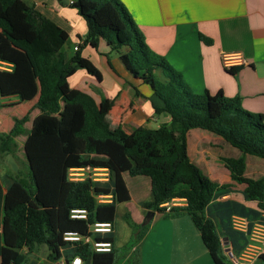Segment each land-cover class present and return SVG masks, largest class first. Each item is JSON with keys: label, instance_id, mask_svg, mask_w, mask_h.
Here are the masks:
<instances>
[{"label": "trees", "instance_id": "trees-1", "mask_svg": "<svg viewBox=\"0 0 264 264\" xmlns=\"http://www.w3.org/2000/svg\"><path fill=\"white\" fill-rule=\"evenodd\" d=\"M70 6L86 23L83 42L97 47L104 39L129 72L150 86L160 102L152 103L154 112L169 120L157 128L140 125L130 132L119 124L110 126L105 116L113 100L97 102L68 83L79 68L101 79L99 69L78 46L66 58V32L39 10L23 0H0V96L14 95L18 102L37 96L33 107L39 109L29 129L24 127L28 110L13 117L7 132H0V152L5 154L15 152V136L26 134L27 171L0 175V264H39L28 254L40 245H45L50 261L63 258L70 264L79 256L82 264H115L117 206L130 199L125 176L148 180L149 199L140 202L145 213L188 214L212 262L233 264L223 242L238 256L248 233L234 229L231 216H245L249 229L256 220L264 223V176L245 174L247 154L264 158V114L245 110L238 96L193 92L161 55L149 49L120 0H72ZM200 39L211 42L203 35ZM194 128L221 137L240 152L221 158L229 181L212 179L191 161L186 136ZM87 167L105 168L107 178L69 175L72 168ZM99 195L109 200H99ZM175 197L185 204L162 205ZM72 208H85L86 218L71 217ZM95 221H110L113 230L92 233ZM145 227L135 232L136 238L144 235ZM68 232L109 241L111 249L97 252L90 242L65 241ZM257 261L264 264V251ZM128 264H140L137 255L130 253Z\"/></svg>", "mask_w": 264, "mask_h": 264}, {"label": "crops", "instance_id": "crops-1", "mask_svg": "<svg viewBox=\"0 0 264 264\" xmlns=\"http://www.w3.org/2000/svg\"><path fill=\"white\" fill-rule=\"evenodd\" d=\"M23 1L66 32L67 39L63 45L66 58L72 56L76 51L74 46H78L80 54L99 69L101 79L79 68L69 76L68 83L70 87L88 93L97 102L103 98L113 100V105L105 116L110 126L119 124L126 132H130L140 125L157 128L169 120L166 114L154 112L152 103L160 102L152 94L150 86L129 72L104 39L98 40L97 47L83 42L87 31L86 23L77 10L70 6V0ZM120 1L143 34L147 46L161 55L193 92H221L227 97L238 96L245 110L264 114V0ZM200 35L210 38L211 42H203ZM223 52H238L246 62L233 63L232 67L236 68L234 71L225 68L221 61ZM3 67L0 63V68ZM36 99L37 96L18 102L14 95L0 96V124L4 123L0 132H7L13 124V117H19L28 110V120L24 127L29 129L33 118L39 113V109L33 107ZM20 104L24 107L19 115L3 113L4 109ZM25 138L26 134L14 137L16 150L19 144L23 149ZM213 166H219L225 175L219 182L229 181V176L221 164L214 163ZM15 168L11 164L0 175L13 172ZM77 173L84 175L75 176L76 179L90 175L93 179L105 180L108 175L105 168L84 169ZM125 182L130 193L129 200H133L140 208V213L144 214L140 202L149 199L148 180L142 176H125ZM105 200H109V196ZM184 204V200L175 202V205ZM149 214H152L151 219L161 217L156 212ZM114 228L118 232L117 221ZM148 233L149 230L144 234L142 242ZM36 249L37 247L28 255L30 259L40 262L42 258L34 256ZM50 262L66 264L63 258Z\"/></svg>", "mask_w": 264, "mask_h": 264}, {"label": "rangeland", "instance_id": "rangeland-1", "mask_svg": "<svg viewBox=\"0 0 264 264\" xmlns=\"http://www.w3.org/2000/svg\"><path fill=\"white\" fill-rule=\"evenodd\" d=\"M23 107L22 104L9 107L4 109L3 113L19 115ZM1 126H4V123L0 124V128ZM186 143L194 163L217 181L224 179L225 175L219 166H213L214 163L221 164L222 157H236L240 154L238 149L221 137L199 128L188 131ZM245 159L246 175L255 178L264 176V158L247 154ZM11 164L16 166L12 174H26V160L20 144L14 153L0 152V173ZM149 215V212L141 214L140 208L133 200L123 202L117 207L116 221L119 228L115 264H128L130 253L137 255L140 264H214L188 214L161 216L159 219H151ZM143 224L146 226L144 234L149 230L147 238L143 240L144 245V235L139 238L135 236V232L143 231ZM223 245L225 250H228L225 241ZM134 248L137 250L133 252ZM34 256L42 258L40 262L36 260L39 264L51 263L46 259L45 245L38 246ZM251 264H258L257 259Z\"/></svg>", "mask_w": 264, "mask_h": 264}, {"label": "built area", "instance_id": "built-area-1", "mask_svg": "<svg viewBox=\"0 0 264 264\" xmlns=\"http://www.w3.org/2000/svg\"><path fill=\"white\" fill-rule=\"evenodd\" d=\"M72 3V0L69 1V4ZM74 50L77 49V46H74ZM221 61L225 68H229L233 63L237 62L239 64L245 63L246 60L238 52H223L221 54ZM84 169L91 168H72L69 172V175L72 178L75 176L84 175V173H77L78 171H83ZM93 169V168H92ZM90 176V175H86ZM85 177V176H84ZM83 178V177H82ZM76 179V178H75ZM99 200L107 198V195H99ZM178 200H183L182 198H172L171 200L163 203L162 205L169 208L172 205H175V202ZM87 215V210L85 208H72L70 210L71 217L83 218L85 219ZM231 225L234 229L248 233V243L244 249L239 253L238 256H233L232 253L229 255L233 264H251L254 262L258 255L264 251V223L261 221H254L252 226L248 227L249 220L245 216L238 214H233L231 216ZM113 230L112 223L110 221H95L90 226V232L92 233H109ZM65 241H83L90 242L94 251L105 252L111 249V243L106 240H96L93 239L90 235H80L78 233L68 232L63 236ZM70 264H82L81 258L75 256L70 261Z\"/></svg>", "mask_w": 264, "mask_h": 264}, {"label": "water", "instance_id": "water-1", "mask_svg": "<svg viewBox=\"0 0 264 264\" xmlns=\"http://www.w3.org/2000/svg\"><path fill=\"white\" fill-rule=\"evenodd\" d=\"M151 215H149V218H150ZM227 249H228L227 251H228L229 255H231V252H230L229 248H227Z\"/></svg>", "mask_w": 264, "mask_h": 264}]
</instances>
